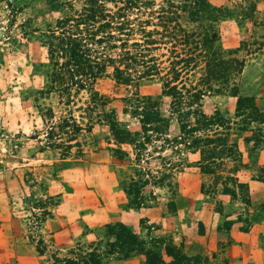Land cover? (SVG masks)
Wrapping results in <instances>:
<instances>
[{"label":"rangeland","instance_id":"rangeland-1","mask_svg":"<svg viewBox=\"0 0 264 264\" xmlns=\"http://www.w3.org/2000/svg\"><path fill=\"white\" fill-rule=\"evenodd\" d=\"M200 1L214 15L218 50L243 67L220 95L195 101L193 94L204 90L203 62L193 45L184 46L180 29L198 33L199 25L208 26L186 13ZM50 2L0 0L2 263L81 264L95 253L102 264H120L106 255L105 228L113 223L150 246L170 239L187 255L206 258L204 264H237L241 253L251 252L239 251L245 235L258 237L264 250V123L250 124L236 112L239 98H252L264 119V0H54L53 8ZM92 8L102 12L95 22L88 18ZM106 19L119 22L98 45L106 35L92 33ZM53 36L88 38L90 54L105 71L91 85L64 56L51 60ZM194 57L198 63L185 67L183 60ZM167 87L177 93L169 97ZM151 103L167 119L163 135L142 131ZM188 109L198 110L192 124L218 113L225 126L183 137L179 124ZM110 114L150 142L118 145L107 125ZM195 139L199 147L213 140L206 149L228 154L211 165V174L201 170ZM118 149L121 160L113 152ZM132 185L142 189L139 209L127 208L123 189ZM258 253L251 257H264ZM131 261L144 258L125 263Z\"/></svg>","mask_w":264,"mask_h":264},{"label":"trees","instance_id":"trees-1","mask_svg":"<svg viewBox=\"0 0 264 264\" xmlns=\"http://www.w3.org/2000/svg\"><path fill=\"white\" fill-rule=\"evenodd\" d=\"M53 3L54 0H51V8L54 7ZM88 12L91 13L88 18L92 22H95L98 13L100 15L102 14V12H100L98 8H92ZM186 13L189 16L190 21L194 24L202 20L209 22L205 23L208 24L207 27H203L204 23H201L202 26L199 25L196 29L199 30L198 33L194 31L191 32L183 28L180 29L183 33L182 38L185 39V41H183L184 46L193 45L196 52H199L197 54V57L200 54L197 61L203 62V65L200 67L202 73L200 82L204 90H200L199 92L194 93L192 98H196L195 101H197V99L205 93L220 95L222 92L221 88L223 83H226L231 76L234 77L235 75L240 74L243 64L236 59L224 57V55H222V53H220V51L218 50V47L216 46V43L218 42L217 34L215 28L212 26V20H215L213 18L214 15L213 13H211V10L207 8L204 2L200 1L195 9L191 8ZM102 21L105 22L104 19H102ZM106 21L107 22L103 23V25H99V31H97L96 33H92V36H98L96 35L98 33L106 35L96 40L95 43H97L98 45H102L106 42V40H104V37H108L109 33H106L105 31L113 29V25L118 24L119 22L115 21L113 23L107 19ZM57 29H59V27ZM110 37L111 36H109L108 38ZM52 38H54V40H56L57 42H54L48 47V52L51 60H54L57 57L60 58V56H64V58L67 60V63L75 68L76 75L78 77H85L86 79H88L86 81L91 82L92 85L93 82H95L105 71L106 66L103 65L104 62L101 60L98 63L97 59L90 54V50L87 48L88 38H84L83 41L81 39L79 40V42H75L73 39H71L72 37H68L67 39H65L62 36H53ZM114 48L115 45L110 44L109 49L113 50ZM104 50H108V48L105 47L103 51ZM232 54L229 53L226 54V56L228 57ZM195 58L196 57H194L193 59H184L183 62L185 67L189 68L191 65L195 66V64L198 63L197 61H195ZM174 65L177 66L178 62L174 63ZM171 72L173 82H177L179 80L178 70H175L174 68ZM118 76L120 75H117L116 79H120V77ZM216 84H219L220 87L215 88ZM168 88L169 87H167V91L165 94L169 97H172L177 93L176 91H174L175 87L169 89ZM192 104L195 103L193 102ZM156 105H158V102H156ZM153 106L154 104L151 103L150 107H148V109H146L142 115V131L146 133L145 135H147V133H150V135H163L168 128L167 119L164 116H161L158 109L152 111L151 109H153ZM197 112V109H195L194 111L188 109V114H186V116L189 117H187L184 121L181 120L179 124V131L181 136L191 137L196 133L201 132L202 130L210 129L212 126H225V120L222 119V116L218 113L208 118H202L201 121L198 120L197 123L192 124L189 121V119L191 118L190 116L194 114V117H197ZM236 112L239 116H245L247 120H249L250 124L264 123V119L258 112L252 98H239L236 103ZM107 125L109 126L113 139L118 145L134 146L136 143H139L140 145V142H142V140L144 143L150 142L149 137L143 138L140 132L131 133L127 131L125 127L119 124L111 114L108 115ZM216 141L224 144V141H220L219 139ZM206 142H209L206 144V147H199L198 141L197 139H195L192 141V145H195V149L200 150L202 161L200 167L203 173L208 175L211 174L212 171L211 165L214 164L216 160L223 159L224 156H227L228 154H226L225 150L221 147H212L206 149L207 147L215 144L213 140L209 141V139ZM144 143H142L141 145H143ZM113 152L117 153L118 159L121 160L124 153L119 149L114 150ZM154 184V186L157 188H160L162 186L161 181L157 184ZM123 190L129 198V204L127 205V208L139 209L142 205V197H140L139 194L142 193L141 187L132 185L129 188H125ZM223 192H226L225 194L230 195L228 193V190L226 189H224ZM104 238L108 239V241L106 242V255L108 257H113L114 260L121 263L139 256L144 258L142 264H204L206 262V258H203L200 255H187L186 251L182 249V246L178 247L174 245L170 239L167 240L164 244L161 243V245H159L158 247L147 245L144 240H141L140 237L133 232V230H131L123 223H113L107 225L105 228ZM62 264L78 263L77 261L65 259ZM81 264H102V260L99 258V256L95 255V253H92V255H90L89 261L84 260Z\"/></svg>","mask_w":264,"mask_h":264},{"label":"crops","instance_id":"crops-1","mask_svg":"<svg viewBox=\"0 0 264 264\" xmlns=\"http://www.w3.org/2000/svg\"><path fill=\"white\" fill-rule=\"evenodd\" d=\"M51 225L48 226V228H50ZM255 229H258V228H255ZM254 232L252 231L250 234H253ZM251 239H249V237H247L246 235L243 236L241 239H240V245L239 246V251L241 252H244V251H247L246 250V247H250L249 249L251 250L250 253H241L240 255V258H238V262L237 264H251V262H254L253 264H264V257L262 256H259L258 257V252H261V254L264 253V250H260V241H259V238H255L254 235H252V237H250ZM258 239V240H257ZM72 242V239L69 240ZM67 241V242H69ZM18 252V251H17ZM253 253H258L256 254L255 258L251 257V254ZM17 260L20 262L21 260H19V258H17ZM252 260V261H251ZM23 262L22 263H25V264H30V261H31V264H33L34 262H32L31 259H27V258H23L22 260ZM251 261V262H250ZM0 264H3L2 263V258L0 256ZM120 264H136L134 262H130V263H120Z\"/></svg>","mask_w":264,"mask_h":264}]
</instances>
